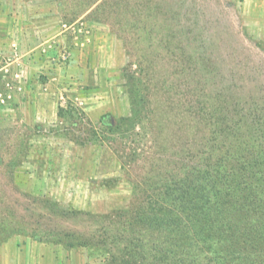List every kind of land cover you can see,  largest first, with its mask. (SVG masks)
I'll use <instances>...</instances> for the list:
<instances>
[{"label":"rangeland","instance_id":"obj_1","mask_svg":"<svg viewBox=\"0 0 264 264\" xmlns=\"http://www.w3.org/2000/svg\"><path fill=\"white\" fill-rule=\"evenodd\" d=\"M3 7L32 32L0 54V245L46 241L58 264H264V207L223 198L226 260L174 245L191 219L178 179L240 168L230 186L261 189L264 159L238 164L264 153V0Z\"/></svg>","mask_w":264,"mask_h":264},{"label":"trees","instance_id":"obj_2","mask_svg":"<svg viewBox=\"0 0 264 264\" xmlns=\"http://www.w3.org/2000/svg\"><path fill=\"white\" fill-rule=\"evenodd\" d=\"M241 144L245 143L241 142ZM240 149H242V145H240ZM259 153L261 152L259 151ZM263 155L264 153H261V155L258 154L257 157L249 159L247 161L242 160V163H239L238 165L248 166L251 162H253L252 166H258V161H260V159H264ZM239 169H237V171L231 169L223 171V174L221 176L223 177L222 182L219 180V178L217 179V177L213 176L212 174L202 172H198L193 177L191 176L190 179L189 177H187L185 179L177 180L178 186L182 185L183 182L190 185L187 198L185 200L183 197L177 198L178 200L176 204L178 205L177 208L182 207L184 206L183 200L186 201L187 204L185 205L191 206V219H183L184 223H181L182 226L179 225V227H182L177 234V238H179V241L177 242V244L175 242L174 245L176 249L183 247V245L187 242L188 244L185 246L189 250L192 249V245L194 246V249L197 251L196 255L189 256V254H184L186 255L184 257H186V260H188L189 262L196 263V259L199 254L211 255L212 252H219L218 256L220 257V259L222 258L223 260H226V255L224 253V251L226 250H223V252H221V250H213L217 243L215 241V238L218 235L216 234L214 236L215 232L220 234L223 241L226 239L225 231L221 232V229L217 228L218 225L214 224L217 223L221 225L224 222V218L226 217V220L227 218L230 219L229 216H232L233 213H231L232 210H229L230 208L228 207L227 202H222L219 199L217 200V198H223L229 201H233L236 209L235 212H240L244 215H247L248 213L255 214L257 213V211L261 210V207H264L263 173H260L257 178L258 182H261V189L259 191L257 189L258 185L252 187L246 185L245 187L247 188L244 187L238 190V187H231L229 183L236 176V173L239 172ZM167 209V211L170 210L169 207ZM178 219L181 221V217L178 216L177 220ZM249 221H251L252 224L257 220L252 219ZM157 224L166 225V229L173 224L174 226H176L175 219L172 218V215L167 220H157ZM185 225H187L186 227L188 229V232L185 231ZM185 233H188L190 238L189 236L187 237ZM181 250L184 251L186 250V248L183 247ZM214 259H216V257H209V260L213 261L214 264H220L219 261L216 262Z\"/></svg>","mask_w":264,"mask_h":264},{"label":"crops","instance_id":"obj_3","mask_svg":"<svg viewBox=\"0 0 264 264\" xmlns=\"http://www.w3.org/2000/svg\"><path fill=\"white\" fill-rule=\"evenodd\" d=\"M3 12V13H2ZM0 17L7 18L9 24L1 26L0 23V54L4 51L5 46L9 47L10 42L20 45L21 37L25 39L28 36L27 33L32 32V24L27 23H13L11 22V16L9 11H5V8L0 9ZM3 19H0V22ZM20 34V35H19ZM20 36V38H19ZM6 48V47H5ZM4 53V52H3ZM28 52L24 55H20L23 58L21 62L27 63ZM3 55V54H2ZM1 56V55H0ZM14 60V59H13ZM0 68V77H1ZM54 252V256L51 257V253ZM0 264H58L57 262V249L46 244L45 242L31 241L26 242L23 245H16L13 240H8L0 245Z\"/></svg>","mask_w":264,"mask_h":264}]
</instances>
